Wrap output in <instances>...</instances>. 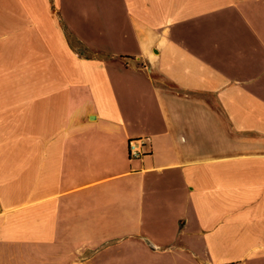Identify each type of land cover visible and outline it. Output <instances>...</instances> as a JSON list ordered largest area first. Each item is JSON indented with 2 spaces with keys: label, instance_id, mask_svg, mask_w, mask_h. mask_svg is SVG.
<instances>
[{
  "label": "crops",
  "instance_id": "obj_1",
  "mask_svg": "<svg viewBox=\"0 0 264 264\" xmlns=\"http://www.w3.org/2000/svg\"><path fill=\"white\" fill-rule=\"evenodd\" d=\"M0 264H264V0H0Z\"/></svg>",
  "mask_w": 264,
  "mask_h": 264
},
{
  "label": "built area",
  "instance_id": "obj_2",
  "mask_svg": "<svg viewBox=\"0 0 264 264\" xmlns=\"http://www.w3.org/2000/svg\"><path fill=\"white\" fill-rule=\"evenodd\" d=\"M150 144L149 138H140L128 143L129 156L131 158H139L145 155L143 148L145 145Z\"/></svg>",
  "mask_w": 264,
  "mask_h": 264
},
{
  "label": "trees",
  "instance_id": "obj_3",
  "mask_svg": "<svg viewBox=\"0 0 264 264\" xmlns=\"http://www.w3.org/2000/svg\"><path fill=\"white\" fill-rule=\"evenodd\" d=\"M66 34V37H67V40L69 41V44L71 45V48H73L74 50H76V52L80 55V56H84V57H87V58H91V57H94L95 55L90 52L88 49L84 48L83 46L79 45V46H73L71 40H70V35L65 32Z\"/></svg>",
  "mask_w": 264,
  "mask_h": 264
},
{
  "label": "rangeland",
  "instance_id": "obj_4",
  "mask_svg": "<svg viewBox=\"0 0 264 264\" xmlns=\"http://www.w3.org/2000/svg\"><path fill=\"white\" fill-rule=\"evenodd\" d=\"M63 2H64V1H63ZM62 27H63V30H64V34H65V32H67L68 34H70L68 31H66L67 28H66L64 25H62ZM64 27H65L66 29H65ZM71 27H72V26H71ZM85 27H90V26H89L88 23H86V24H85ZM65 35H66V34H65ZM70 40H71V42H72L73 45H75V46L77 45V43L72 39V37H70Z\"/></svg>",
  "mask_w": 264,
  "mask_h": 264
}]
</instances>
